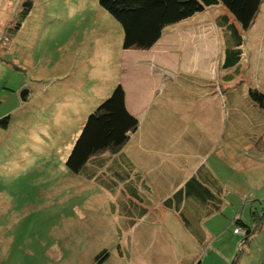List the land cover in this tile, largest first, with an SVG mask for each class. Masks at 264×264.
<instances>
[{
	"label": "rangeland",
	"instance_id": "374dc122",
	"mask_svg": "<svg viewBox=\"0 0 264 264\" xmlns=\"http://www.w3.org/2000/svg\"><path fill=\"white\" fill-rule=\"evenodd\" d=\"M260 22L243 30L251 60L264 36ZM205 30L185 46L178 40L167 53L177 57L193 47L206 57ZM8 31L15 36L7 49L2 37ZM123 38L122 25L100 0H0V119L11 116L0 126V264H88L94 250L114 246L109 238L114 221L104 219L116 205L106 200V192L100 196V186L72 172L66 160L87 117L113 89L122 81L129 85L136 69L144 78L150 75L135 62L156 68L155 82L177 73V61L124 50ZM261 60L256 56L258 64ZM259 76L264 86L262 66ZM259 194L264 198V189ZM256 207L264 211V201ZM228 229L224 241L235 247V255L242 231ZM210 248L203 264H232L215 254V245ZM240 255L237 264H264V227Z\"/></svg>",
	"mask_w": 264,
	"mask_h": 264
},
{
	"label": "crops",
	"instance_id": "0c3cea01",
	"mask_svg": "<svg viewBox=\"0 0 264 264\" xmlns=\"http://www.w3.org/2000/svg\"><path fill=\"white\" fill-rule=\"evenodd\" d=\"M207 10L166 26L159 41L143 50L156 60L177 61L172 78L162 76L155 82L157 69L135 62L151 76L144 78L142 70L136 69L129 85L122 81L138 129L118 152L106 153L108 160L94 175L96 179H85L100 186V196L106 192V200L116 205L104 219L114 221L109 238L115 243L101 264L110 258L115 264H191L204 234L228 263L235 247L224 241L225 232L239 215L250 226L251 206L264 201L259 194L264 189V109L248 95L252 85L264 91L259 80L264 36L251 60L249 40L237 23L244 37L242 58L235 67L223 68L225 39L217 21L223 11ZM263 20L264 3L251 28L260 22L263 29ZM202 28L208 36L202 39L206 57L196 55L193 47L177 57L167 53L178 40L185 46ZM256 56L262 57L261 64ZM250 72L255 77L251 76V86ZM101 247L90 255L88 264H97L95 257L106 249Z\"/></svg>",
	"mask_w": 264,
	"mask_h": 264
},
{
	"label": "trees",
	"instance_id": "16d2710c",
	"mask_svg": "<svg viewBox=\"0 0 264 264\" xmlns=\"http://www.w3.org/2000/svg\"><path fill=\"white\" fill-rule=\"evenodd\" d=\"M31 2H26L27 12L24 11V14L30 10ZM262 3L264 0H100V5L122 25L124 50L150 49L162 37L166 26L204 13L210 7H219L223 12L217 15V21L225 39L220 57L223 68L235 67L240 62L244 37L237 25L240 24L243 30L250 29L258 18ZM21 25L22 23L15 27L20 29ZM14 36L15 33L9 31L3 34L5 48L10 47ZM248 95L251 101L264 109V92L250 87ZM10 119V115L1 118L0 126H7ZM138 126L139 120L127 108L126 91L122 84H118L87 117L70 150L66 160L67 167L81 176L82 180L96 179L94 175L105 166L109 154L118 152ZM91 168L93 171H90ZM250 213L253 217L250 226L240 218L241 216L232 221L234 227L241 226L246 230L242 238L243 243L238 247L232 264L239 263L243 247L252 242L264 227V211L260 213L257 207L251 206ZM189 222L190 225L193 224L192 221ZM204 237L205 240L200 241L202 244L199 245L191 264H203L205 250H211L209 244L213 240L206 239V234ZM220 253L218 250L215 254L220 256ZM108 256L109 252L104 250L95 257V261L101 264Z\"/></svg>",
	"mask_w": 264,
	"mask_h": 264
},
{
	"label": "clouds",
	"instance_id": "9594fccd",
	"mask_svg": "<svg viewBox=\"0 0 264 264\" xmlns=\"http://www.w3.org/2000/svg\"><path fill=\"white\" fill-rule=\"evenodd\" d=\"M159 41V40H158ZM155 45V44H154ZM152 48V47H151ZM150 48V49H151ZM138 50H142V49H138ZM148 50V49H147ZM123 85V84H122ZM123 87H124V85H123ZM125 89V88H124ZM126 91V90H125ZM261 212H263V211H261ZM260 212V213H261ZM236 226V225H235ZM239 228L241 229V231H242V237H243V235L246 233V230H245V228H242L241 226H239Z\"/></svg>",
	"mask_w": 264,
	"mask_h": 264
},
{
	"label": "water",
	"instance_id": "95a60500",
	"mask_svg": "<svg viewBox=\"0 0 264 264\" xmlns=\"http://www.w3.org/2000/svg\"><path fill=\"white\" fill-rule=\"evenodd\" d=\"M25 92H26V91H24V92L22 93V96H24Z\"/></svg>",
	"mask_w": 264,
	"mask_h": 264
}]
</instances>
